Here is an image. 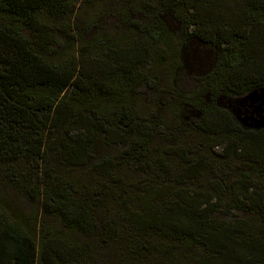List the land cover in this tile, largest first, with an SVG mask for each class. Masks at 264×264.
Masks as SVG:
<instances>
[{
    "label": "trees",
    "instance_id": "1",
    "mask_svg": "<svg viewBox=\"0 0 264 264\" xmlns=\"http://www.w3.org/2000/svg\"><path fill=\"white\" fill-rule=\"evenodd\" d=\"M140 7L123 0L113 36L87 38L98 25L83 21L77 57L55 64L45 59L55 36L37 15H63L65 0H0V163H52L32 190L37 224L0 206V264H264V126L235 113L264 87V0ZM186 125L209 155L184 144ZM98 143L120 147L118 160L97 158ZM91 160L112 185L72 181ZM130 163L154 178L135 186L131 204L111 172Z\"/></svg>",
    "mask_w": 264,
    "mask_h": 264
},
{
    "label": "rangeland",
    "instance_id": "2",
    "mask_svg": "<svg viewBox=\"0 0 264 264\" xmlns=\"http://www.w3.org/2000/svg\"><path fill=\"white\" fill-rule=\"evenodd\" d=\"M147 2L152 4L153 0H124V4H132L133 8L140 12H142L140 3L142 4ZM65 3L67 5V10L63 15H58L57 13L46 10L38 11L37 15L41 22L47 24L50 27L51 33L55 36V42L52 45L49 54L45 57L48 62H53L55 64L63 63L71 56L77 57L80 46L84 44V42L80 39L78 32L83 21H87L89 19L92 20L95 18V21H97L98 25V27L93 25L87 26V31H85V37L87 38H89L92 33H94L96 36L103 33L106 34L104 35L106 37L108 35L113 36L118 31H120V29L116 31L113 28V23L115 21V12H117L120 7H122L123 0H65ZM135 15L136 13L133 12L132 18H134ZM176 25L179 26L178 24ZM189 87H191V85ZM70 89L73 88L70 86L67 92ZM167 118L172 119V115L169 116L168 114L166 119ZM191 120L192 119H190L188 122L191 123ZM184 128H187L184 129V144L185 142L191 141L192 143L188 144L189 147H191L190 150H192V145L195 144L201 152L208 151L207 153L209 155L210 151L208 144L204 142L199 136H197L188 125L184 126ZM41 131L45 141L51 139L53 136L51 133L52 130L48 127L42 128ZM159 144H161V148H168L166 146L168 142H162ZM156 145L158 144L154 142V146ZM120 150V147L114 148L113 146L98 143L94 147L93 153L99 159L101 157H106L114 162L115 159L116 161L118 160L117 156L120 153ZM214 150L217 152L221 151L220 148ZM197 151L198 150H194L193 152L197 153ZM94 161L95 160H91L81 169V171L73 172L72 181L79 182V184L84 187H94L95 184L100 182L103 185H112L107 179L102 178L95 170H93L91 163ZM49 163V160L45 161L39 157L28 158L24 156L15 161L0 163V206L6 205L9 208H12L13 211H17V214H28L31 216L32 220L35 219L37 224L40 219L41 204L40 201L35 197V193H33L32 190L37 189L40 192L42 189L41 180L39 177L41 176L42 169L44 167H49ZM220 163L223 165L225 162ZM166 164H176V166L173 167L177 168V166H179V160L177 162L175 156L168 155L166 156ZM229 164L231 166V169L229 170L235 171L237 168L236 160L234 159L229 161ZM111 172L117 181L120 182L119 186L123 187L126 184L132 189L128 191V194H126L129 197L128 202L130 204L135 203V186L138 187L142 185V182L145 180L154 179L153 174L144 173L142 169L137 168L136 163H130L126 166H115L112 168ZM209 178V171L204 172L202 178L196 183V185H207V180ZM117 189L120 190L119 188ZM39 196H41L40 193ZM234 213L243 217L246 216V214L241 212L234 211ZM49 225L51 226L52 230L55 229L56 231L60 229L54 219H49Z\"/></svg>",
    "mask_w": 264,
    "mask_h": 264
},
{
    "label": "water",
    "instance_id": "3",
    "mask_svg": "<svg viewBox=\"0 0 264 264\" xmlns=\"http://www.w3.org/2000/svg\"><path fill=\"white\" fill-rule=\"evenodd\" d=\"M246 104V109L235 111L237 120L249 128H261L264 126V87L255 89L246 94L241 100ZM249 102V103H248Z\"/></svg>",
    "mask_w": 264,
    "mask_h": 264
}]
</instances>
